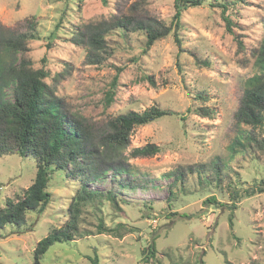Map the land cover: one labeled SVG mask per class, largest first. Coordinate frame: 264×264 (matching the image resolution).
<instances>
[{"label":"rangeland","instance_id":"rangeland-1","mask_svg":"<svg viewBox=\"0 0 264 264\" xmlns=\"http://www.w3.org/2000/svg\"><path fill=\"white\" fill-rule=\"evenodd\" d=\"M211 1L183 13L181 44L171 33L144 52L145 38L139 34L131 40L109 37V55L97 64L87 60L84 45L73 41L86 25L126 16L170 27L177 0H0V37H29L20 55L49 72L47 83L71 113L83 117L95 144L120 114L151 107L178 114L134 129L122 158L114 161L132 170L137 190L113 172L89 184L88 190H113L124 201L100 198L79 207L74 238L55 243L41 263L264 264V193L257 190L264 180V124L252 129L236 120L245 82L258 72L264 0L230 6L226 16L234 33ZM118 73L114 101L107 105L106 93ZM241 131L243 143L250 139L244 147L236 143ZM146 145L161 151L131 156L134 148ZM198 170L205 173L206 185L198 180ZM35 172L32 159L0 157V207L17 201ZM175 174L184 181H176ZM74 184L64 186L54 176L52 202L43 214L28 218L33 229L18 235L0 230V264H32L37 244L67 224L80 187ZM229 185L238 188L236 200ZM211 196L224 207L205 205ZM101 224L111 231H99Z\"/></svg>","mask_w":264,"mask_h":264},{"label":"trees","instance_id":"trees-1","mask_svg":"<svg viewBox=\"0 0 264 264\" xmlns=\"http://www.w3.org/2000/svg\"><path fill=\"white\" fill-rule=\"evenodd\" d=\"M204 1L177 0L176 12L170 27L163 24L159 26L143 23L126 16L111 17L109 20L104 19L86 25L84 34L77 35L81 38H74L73 41L75 44L84 45L88 51L87 60L97 64H103L109 55L107 40L109 37L131 40L133 35L139 34L145 38V46L141 48L144 52L171 33L175 41L181 44L179 30L182 26L183 13L190 8L201 6ZM210 4L221 9V15L229 32L234 33V23L226 13L230 6L238 8L240 5L248 4V1L212 0ZM27 38L29 37H0V157L13 154L32 159L35 162L36 172L32 185L27 190H23L17 201L9 199L3 207H0V230L10 229L11 233L17 235L31 231L33 223H29V216L43 214L52 202L53 194L49 189L54 176H57L64 186H74V181L80 186L70 203V218L67 224L49 233L34 250L32 264H43L42 257L55 243L69 242L74 238L73 234L78 229L79 207L100 198L108 199L113 203H117V200L124 201L113 190L105 194L88 190L89 184L102 181L107 173L113 172L116 177L125 176L123 182L126 184L129 182L128 186L130 185L133 191L137 190L131 184L135 183L130 178L132 170L121 162L114 161L122 158L130 144L134 129L178 114L159 107H151L144 112L130 111L120 114L109 121V132L99 141L100 143L95 144L89 125L83 117L71 113L64 100L56 96L51 85L47 83L49 72L42 68L36 69L29 59L20 55L28 46ZM30 38L36 37L32 34ZM239 44L241 45V41ZM255 58L258 72L246 80L244 95L236 114L239 127L247 126L252 129L260 128L264 124V35ZM118 78L119 73L113 79V87L106 93L107 105L114 101V88ZM147 79L153 83L150 77ZM200 113L208 116L211 112L201 108ZM244 134L245 132L241 131L236 142L242 147L246 145L245 141L250 143L248 136L244 139V143L242 142ZM160 151L155 145H146L134 148L131 156L151 157ZM199 171L198 180L200 179L201 185H206L207 182L203 178L205 173L203 170L202 173ZM175 177L176 181H184L181 174H175ZM217 177L220 178L218 173ZM190 178H194V175ZM120 179L119 185L123 183L122 177ZM181 184L184 185V182ZM228 190L233 194L231 198L236 200L239 196L238 188L229 185ZM257 190L260 194L264 193V180ZM246 191L249 196L254 194L253 191ZM204 203L224 207L214 196L207 198ZM230 225L233 226L232 216ZM99 228V231H111L104 228L103 224L99 225ZM150 250L154 253L155 244ZM91 262L96 264L97 259Z\"/></svg>","mask_w":264,"mask_h":264}]
</instances>
